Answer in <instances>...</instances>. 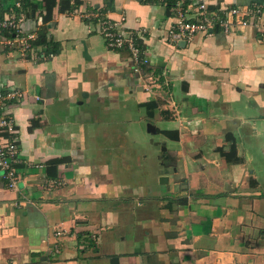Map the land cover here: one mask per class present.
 I'll use <instances>...</instances> for the list:
<instances>
[{
  "label": "crops",
  "instance_id": "1",
  "mask_svg": "<svg viewBox=\"0 0 264 264\" xmlns=\"http://www.w3.org/2000/svg\"><path fill=\"white\" fill-rule=\"evenodd\" d=\"M79 2L46 20V59L26 63L0 44V83L24 93L10 107L16 189L0 170V264H264V14L170 44L163 3ZM34 4L20 27L36 38L48 15ZM88 13L123 17L146 53L142 76L160 89L141 86Z\"/></svg>",
  "mask_w": 264,
  "mask_h": 264
},
{
  "label": "built area",
  "instance_id": "2",
  "mask_svg": "<svg viewBox=\"0 0 264 264\" xmlns=\"http://www.w3.org/2000/svg\"><path fill=\"white\" fill-rule=\"evenodd\" d=\"M169 6L174 13V24L167 35L170 44L190 43L196 35L210 36L216 29L230 34L233 30L247 28L251 19L260 21L264 14L259 6L233 7L223 13L211 11L201 0H155ZM19 3L13 7L4 8L0 1V44L7 51L16 53L23 62L35 64L48 57L41 48L32 45L35 37L25 35L20 27L24 20ZM83 20L93 22L106 47L112 50L126 51L133 61L134 71L140 79V84L147 90L160 89L161 84L153 76H142V68L147 65L146 53L137 44L136 39L123 27V17L109 20L101 14H82ZM260 42H264V21L259 26ZM24 93L12 85L0 83V170L9 189H16L20 176L16 171L18 163L17 126L11 115L10 107L19 103ZM170 109L175 112L174 103ZM40 167V166H39Z\"/></svg>",
  "mask_w": 264,
  "mask_h": 264
},
{
  "label": "trees",
  "instance_id": "3",
  "mask_svg": "<svg viewBox=\"0 0 264 264\" xmlns=\"http://www.w3.org/2000/svg\"><path fill=\"white\" fill-rule=\"evenodd\" d=\"M20 5V11L24 12L26 17H34L36 14V5L34 2L36 0H16ZM46 10L47 17L41 16V28L37 34V37L33 41L32 45L35 47L46 46L45 42V23L48 18H52L54 12L64 13L71 10L72 7L80 5L79 0H43ZM209 8V7H208ZM104 16V14L100 13ZM91 24L93 22H90Z\"/></svg>",
  "mask_w": 264,
  "mask_h": 264
}]
</instances>
